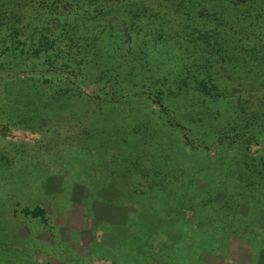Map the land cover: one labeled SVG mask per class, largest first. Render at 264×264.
Listing matches in <instances>:
<instances>
[{
	"label": "rangeland",
	"instance_id": "rangeland-1",
	"mask_svg": "<svg viewBox=\"0 0 264 264\" xmlns=\"http://www.w3.org/2000/svg\"><path fill=\"white\" fill-rule=\"evenodd\" d=\"M56 1L41 0L40 5L49 8ZM206 1L217 10L236 6L234 0ZM191 2L194 6L202 1ZM71 3L96 12L84 0H62L58 6ZM171 47L165 46L168 51ZM254 70L235 74L232 81L219 80L238 87L227 106L218 103L220 109H264V69ZM96 90L95 85L86 89L89 94ZM182 90L170 95V115L163 117L153 112L163 108L144 94L101 107L115 109L109 115L113 118L106 121L99 115L101 123L97 118L86 127L94 133L103 130L106 137L84 153L80 139L72 138L83 120L60 127L61 139L54 131L50 136L12 129L4 135L0 126V264H240L239 244L248 248L252 264H264L263 183L236 182L238 161L258 156L262 147L238 144L228 153L223 150L224 157L217 146L207 150L200 138L214 142L215 130L199 123L198 116L206 115L200 109H217V102L211 100L206 107L198 104L193 88ZM77 102L74 108L90 107ZM170 118L172 127L167 128ZM147 121L134 132V126ZM180 124L191 130L185 134ZM190 138L200 146L192 149ZM133 152L141 156L138 164ZM156 163L162 164L165 180L174 178L176 183L151 184L149 173ZM150 185L164 196L153 198ZM209 197L204 205L201 200ZM122 204H138L141 210L133 213V207L121 206L118 213L125 218L129 212V222L118 225L116 210ZM38 207L43 216L25 212Z\"/></svg>",
	"mask_w": 264,
	"mask_h": 264
},
{
	"label": "trees",
	"instance_id": "trees-1",
	"mask_svg": "<svg viewBox=\"0 0 264 264\" xmlns=\"http://www.w3.org/2000/svg\"><path fill=\"white\" fill-rule=\"evenodd\" d=\"M36 1L0 3V126L4 135L23 129L46 131L50 136L54 131L60 138V127L83 120L86 123L79 124L81 131L72 138L80 139L84 153L95 146V140L106 137L103 130L94 133L86 127L99 115L106 121L113 118L110 113L115 109L101 107L120 104L130 94H144L163 108L153 111L163 117L170 115L166 109L170 95H179L190 86L197 91L198 104L208 107L211 100L217 102V109H200L206 115L198 116L199 123L214 127L216 139L208 144L206 137L200 138L201 145L207 150L217 146L221 157L223 150L228 153L238 144L246 149L260 145L258 156L238 161L236 182L254 186L259 180L264 186V109H220L218 104L227 106L238 91L236 85L231 87L224 80L225 85L220 79L232 81L235 74L255 71L257 66L264 69V0H234L236 6L228 11L217 10L206 0L194 6L192 0H84L96 12L72 3L59 7L62 0L49 8ZM170 44L168 51L165 46ZM90 85L97 88L93 94L86 91ZM77 101L90 107L74 108ZM169 122L171 118L167 128L172 125ZM147 125L148 121L133 130L138 133ZM180 126L185 134L191 130ZM187 144L192 149L200 146L195 138ZM140 157L135 154L136 164ZM157 164L149 173L151 184L176 183L174 178L165 180L164 168ZM150 186L153 198L164 196ZM210 200L201 201L206 205ZM138 204L126 205L134 213L141 210ZM126 205L118 207L128 209ZM25 212L44 215L40 207L25 208Z\"/></svg>",
	"mask_w": 264,
	"mask_h": 264
},
{
	"label": "crops",
	"instance_id": "crops-1",
	"mask_svg": "<svg viewBox=\"0 0 264 264\" xmlns=\"http://www.w3.org/2000/svg\"><path fill=\"white\" fill-rule=\"evenodd\" d=\"M120 210V207H117V213H116V217H118V220L117 221H114V223L115 224H125V223H127L126 221V219H128L127 218V214H128V212L126 213V216H125V218H121L120 216H121V214L120 213H118V211ZM239 261H240V264H252V257L253 256H251L250 254H249V252H248V248L247 247H245V246H242L241 244H239ZM212 255V254H211ZM212 256H215V255H212ZM237 259V258H236ZM158 261V260H157ZM161 262L159 261V262H156V264H160ZM260 264V263H259Z\"/></svg>",
	"mask_w": 264,
	"mask_h": 264
}]
</instances>
